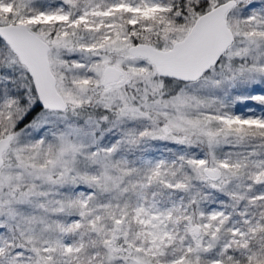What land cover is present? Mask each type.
<instances>
[{"label":"snow or ice","instance_id":"snow-or-ice-1","mask_svg":"<svg viewBox=\"0 0 264 264\" xmlns=\"http://www.w3.org/2000/svg\"><path fill=\"white\" fill-rule=\"evenodd\" d=\"M0 264H264V0H0Z\"/></svg>","mask_w":264,"mask_h":264}]
</instances>
